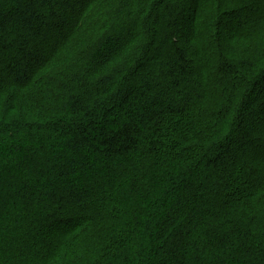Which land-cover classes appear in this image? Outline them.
<instances>
[{
	"label": "trees",
	"instance_id": "16d2710c",
	"mask_svg": "<svg viewBox=\"0 0 264 264\" xmlns=\"http://www.w3.org/2000/svg\"><path fill=\"white\" fill-rule=\"evenodd\" d=\"M187 1L0 0V264H264V0Z\"/></svg>",
	"mask_w": 264,
	"mask_h": 264
},
{
	"label": "rangeland",
	"instance_id": "374dc122",
	"mask_svg": "<svg viewBox=\"0 0 264 264\" xmlns=\"http://www.w3.org/2000/svg\"><path fill=\"white\" fill-rule=\"evenodd\" d=\"M191 4L192 3L190 2V0H188L186 5L182 6L180 14L177 17V20L179 21V23H181V25H183V23H184V17H189L190 14H191V9H192L191 8L192 7ZM188 24H186V25H188ZM12 88H13V90H11V91L13 93V91H15L14 90L15 87H12ZM26 93H29V90H25L22 95L16 97L17 98L16 99V104H17V108L16 109H13L11 111L8 107L0 108V117L4 116V114H5L6 115V119L8 121L9 120H15V119H21V117L31 118L32 120H36V116H35L36 113L31 111L29 105L26 104L23 101V99H25ZM1 99L2 100L7 99V96L6 95L0 96V100ZM261 101H263V105H264V98ZM1 109H2V111H1ZM3 109H4V112H3ZM261 116H263V119H264V108H263V113L261 114ZM248 119L249 120L246 123V128L247 129L250 128V124H252V121H253L252 117H249ZM256 137H258V136L256 135ZM236 138H237L238 141L240 140L239 137H236ZM241 148H243V147L241 146ZM257 152H259L257 156H259V154L262 153L260 151H257ZM31 219H32L31 221H34L35 223L39 222L37 218H33L32 217Z\"/></svg>",
	"mask_w": 264,
	"mask_h": 264
}]
</instances>
